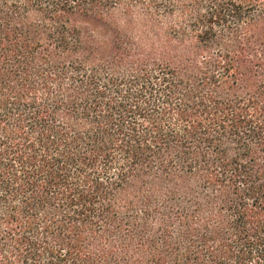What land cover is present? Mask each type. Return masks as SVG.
I'll list each match as a JSON object with an SVG mask.
<instances>
[{
	"label": "trees",
	"instance_id": "trees-1",
	"mask_svg": "<svg viewBox=\"0 0 264 264\" xmlns=\"http://www.w3.org/2000/svg\"><path fill=\"white\" fill-rule=\"evenodd\" d=\"M0 264H264V0H0Z\"/></svg>",
	"mask_w": 264,
	"mask_h": 264
}]
</instances>
